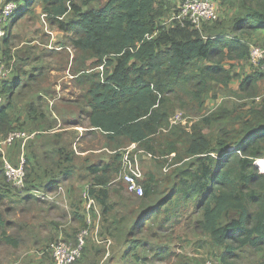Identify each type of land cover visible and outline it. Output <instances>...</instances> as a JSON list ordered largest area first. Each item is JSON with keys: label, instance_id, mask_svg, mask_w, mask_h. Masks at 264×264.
<instances>
[{"label": "trees", "instance_id": "16d2710c", "mask_svg": "<svg viewBox=\"0 0 264 264\" xmlns=\"http://www.w3.org/2000/svg\"><path fill=\"white\" fill-rule=\"evenodd\" d=\"M97 1L83 0V4ZM231 1L223 0L220 8ZM27 3H42L52 24L72 34L70 45L76 56L71 72L86 101L90 131L101 132L111 142L122 139L144 146L149 154L160 147L163 154L187 160L185 167L167 177L165 198L155 206L149 201L158 192L160 181L151 175L143 182L145 194L137 197L142 203L140 223H152L162 214L165 223L178 222L194 207V214L200 215L196 231L211 246L224 248L225 264H236L237 252L244 248L254 255L264 254V173L256 165L264 159V100L259 106L244 103L232 111L220 106L202 115L215 86L229 88L238 78L233 63L250 60L251 46L264 34V0H238L242 14L229 22L219 17L200 27L174 19L180 6L171 23H165L168 0H108L104 7L88 11L76 0ZM254 70L242 82V92L259 93L258 80L264 73ZM13 75L12 71L0 81V96L5 99L0 106L2 136L27 129L12 126L17 84ZM177 110L201 117L190 127L174 123ZM225 122L216 135L206 131ZM120 160L117 155L111 163L89 167L93 178L90 194L105 213L109 186L122 170ZM0 161L2 165V154ZM28 172L27 167L29 190ZM54 183L59 182L50 185ZM7 225L0 204V234L4 242L15 244L7 237Z\"/></svg>", "mask_w": 264, "mask_h": 264}, {"label": "rangeland", "instance_id": "374dc122", "mask_svg": "<svg viewBox=\"0 0 264 264\" xmlns=\"http://www.w3.org/2000/svg\"><path fill=\"white\" fill-rule=\"evenodd\" d=\"M182 1L168 0L165 23H171L172 16ZM214 1L217 3L222 22H229L234 16L243 12L238 0H232L222 9L220 5L223 0ZM19 2L22 6L15 16L17 19L14 18L11 23L8 39L0 43L1 53L3 51L4 55L5 51L7 52L5 54L7 63L13 68L14 81H17L12 102V126L38 131L41 133V140H48L50 137L53 139L59 134H64L65 130L69 131L70 137L76 142L75 148H63L58 155H53L51 163L60 172L68 174L75 170L79 172L80 165L75 162L80 161L81 151H88V164H83L88 174L85 177L87 185H91L93 181L89 167L111 163L117 155L121 157V169L128 164V169L142 184L149 176L154 175L160 181V187L149 204L155 206L158 201L165 198L167 177L173 170L185 167L187 160L176 158L174 154H163L160 147L155 148V154H149L144 146L133 145L122 139H112L111 142L101 132L90 131L86 116L88 110L86 101L81 97L82 90L77 88L71 72L72 61L76 56L75 49L70 45L72 34L52 24L44 12L42 3L29 5L27 0H19ZM76 2L83 11H88L104 7L108 0H100L89 5H84L83 0ZM67 19L69 17L65 20ZM253 45L264 46V34L258 35ZM233 64H235V72L239 74L238 78L231 82L229 88L215 86V90L207 96L206 109L202 115H208L220 106L231 111L244 103L254 102V105L259 106L264 100V75L262 74L263 77L258 80L260 89L258 94L255 90L242 92V82L247 76L255 73V70L250 60ZM99 69L102 71V68ZM248 95H252V98L246 97ZM243 97L245 98L242 99ZM200 117L177 110L172 120L174 123L183 122L190 127L197 123ZM225 124L226 122L215 124L206 131L216 135L220 127ZM154 144L156 142L152 143ZM19 147L21 145L13 150H18ZM50 158L51 156L48 159ZM262 161L264 162V159L256 161L260 171V166L264 164ZM29 165V190H34L37 188L33 185L32 174L36 169L32 163ZM0 171H2L1 161ZM115 181L109 186L105 221L113 223L115 220L120 223L105 225L104 232L107 233L108 230L109 233H114V237H117L121 244L120 253L124 255V260L116 264H181L182 262L206 264L209 260L214 264H225L224 248L211 246L209 240L196 231L195 222L200 215L194 214V207L178 222L165 223L162 214L152 223L151 221L140 223L143 217L141 211L139 212L141 200L129 194L121 180ZM62 189L64 191L66 188L63 186ZM0 194L9 195V197L0 196V204L5 220L10 222L6 229L7 237L15 240L18 237L20 222H24L20 221L24 219V204L17 201L21 194L11 189L6 180L0 181ZM34 194L38 195L36 190ZM60 194H57V197ZM30 204L32 205V202ZM11 250V246L4 242L0 234V262ZM48 253L50 255V251ZM237 254L239 257L235 260L236 264H264V254L254 255L249 248H244Z\"/></svg>", "mask_w": 264, "mask_h": 264}, {"label": "crops", "instance_id": "0c3cea01", "mask_svg": "<svg viewBox=\"0 0 264 264\" xmlns=\"http://www.w3.org/2000/svg\"><path fill=\"white\" fill-rule=\"evenodd\" d=\"M212 101L214 102V100ZM63 133L53 139L50 137L48 140H41L40 136L28 144L18 143L16 146L21 145L18 150H13L15 146L5 152V156L13 164H17L22 155L27 157L28 168L30 167L29 163H32L36 169L34 175L32 174V180L37 189L28 190L17 198V201L24 204V219L20 220L24 222H20L17 240L12 238L15 244L8 243L12 250L4 256L1 264H53L52 256L47 250L49 243L60 238L73 240L76 236L75 233L86 224L87 211L83 192L87 185L85 177L88 174L83 164H88V151H81L79 153L80 161L75 162L80 165L81 171L75 170L68 174L60 172L58 168L55 169V165L51 163L53 155H58L59 151L65 147L74 149L76 144L70 137L69 131L65 130ZM29 144L34 145L30 146ZM49 156H51L50 159H48ZM73 166H75L74 163ZM53 181L59 183L50 185ZM63 186L66 189L60 191ZM35 190L36 193L38 191L56 195L55 199L43 200L34 194ZM58 192L61 194L57 197ZM0 196L9 197L4 194H0ZM31 202L33 206L30 204ZM93 219L96 229L93 232V237L88 241L83 259L78 264H116L122 259L124 260V255L120 253L121 244L117 237H114V233L111 234L108 230L107 233L104 232L105 225H117L120 221L114 220L113 223L105 221V212L98 202L96 209L93 210ZM7 223L10 224L8 221Z\"/></svg>", "mask_w": 264, "mask_h": 264}, {"label": "built area", "instance_id": "2783aa9c", "mask_svg": "<svg viewBox=\"0 0 264 264\" xmlns=\"http://www.w3.org/2000/svg\"><path fill=\"white\" fill-rule=\"evenodd\" d=\"M20 10V4L16 0H0V43L7 38L8 28L11 25L16 14ZM220 14L217 3L214 0H184L175 15L176 20L182 24L185 21L191 22L193 25L200 27L202 23H214L219 20ZM250 63L254 69L264 73V47L253 45L250 48ZM13 71L9 66L0 49V81L7 78ZM260 99V98H259ZM5 99L0 96V106ZM41 133L27 129H15L7 135H0V154L3 159V171L8 184L13 190L20 194L28 191L27 185V167L28 159L25 155L20 157L17 164H13L10 159L5 156L6 150L15 147L18 143L28 144L39 138ZM264 163V162H263ZM128 164L124 166L117 176V181H122L129 194L138 198L144 196V186L137 176L128 169ZM261 172L264 173V166H260ZM60 191H63L60 188ZM43 200L55 199L56 195H50L46 192H38ZM60 193V192H58ZM83 199L87 211L86 225L76 235L75 239L67 240L60 238L52 242L47 249L52 256L53 264H77L83 256L88 241L93 237L94 227L93 210L96 209L97 201L90 194V186H86L83 192ZM206 264H214L212 261Z\"/></svg>", "mask_w": 264, "mask_h": 264}, {"label": "bare ground", "instance_id": "6f19581e", "mask_svg": "<svg viewBox=\"0 0 264 264\" xmlns=\"http://www.w3.org/2000/svg\"><path fill=\"white\" fill-rule=\"evenodd\" d=\"M261 166H264V164H262Z\"/></svg>", "mask_w": 264, "mask_h": 264}]
</instances>
